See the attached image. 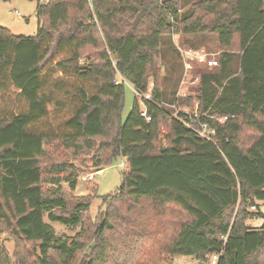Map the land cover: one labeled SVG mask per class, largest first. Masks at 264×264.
<instances>
[{
	"label": "trees",
	"instance_id": "obj_1",
	"mask_svg": "<svg viewBox=\"0 0 264 264\" xmlns=\"http://www.w3.org/2000/svg\"><path fill=\"white\" fill-rule=\"evenodd\" d=\"M36 1L35 36L0 27V233L16 245L0 264H30L28 246L39 264H264V227L247 226L264 219V0ZM175 36L217 45L195 97L165 87L164 59L185 68ZM126 82L142 98L124 121ZM64 151L126 161L98 221Z\"/></svg>",
	"mask_w": 264,
	"mask_h": 264
},
{
	"label": "rangeland",
	"instance_id": "obj_2",
	"mask_svg": "<svg viewBox=\"0 0 264 264\" xmlns=\"http://www.w3.org/2000/svg\"><path fill=\"white\" fill-rule=\"evenodd\" d=\"M37 6L38 2L36 0H0V24H2V26L7 23L14 24L15 26L17 25L14 31H17L19 34H26L29 36L36 30L37 27V19L35 16ZM16 11L20 12V14H17ZM24 24L27 25L25 28ZM173 40L177 41L180 45V36L173 38ZM201 50L217 60V45L213 39L209 43V48H202ZM163 65L164 69L162 74L165 78V87L171 92L179 82L177 92L178 98L187 99L188 97H195L198 88L199 76H194L200 68L195 65L191 72L186 73L185 68L183 70L179 61L176 64H170V60L167 58L166 60L164 59ZM194 71L196 72L194 73ZM60 81H64L66 83L67 90H74L71 86L74 84L72 80L69 81L63 78ZM152 88L153 84H150V91ZM135 97H138L139 100L142 98V96L137 95L133 86L129 82H126V101L123 112L124 121L127 119L132 110ZM171 108L175 110V106ZM183 110L187 113H191L192 111L188 108H184ZM59 151H61V149H59ZM96 155L97 154L92 152L86 156H75L72 151H64L63 153H59V160L64 161L68 159L70 163H73L76 167H78V185L76 191L73 192V196H92L93 200L90 213L92 218L94 220L97 219L98 221V218H101L102 213L106 210L108 200L119 191L122 185L123 173L125 171L123 169V164H126V161L125 159H118L112 167L97 171V168L93 167V161L95 160ZM91 174H95L93 180H86V177ZM64 187L67 191L72 192L67 184H64ZM257 204L259 206V213L264 215L263 203L258 202ZM52 226L58 235L64 234L73 237L78 231L69 230L57 223H53ZM247 226L251 229H262L264 227V219L261 216H256L247 222ZM0 242L7 247L14 261L13 256L16 247L14 241L10 239L6 233L2 232L0 233ZM26 249V255L29 263L39 264L36 252H34L29 246L26 247ZM188 262L195 264L190 257L186 256H177L172 260V264H186Z\"/></svg>",
	"mask_w": 264,
	"mask_h": 264
},
{
	"label": "built area",
	"instance_id": "obj_3",
	"mask_svg": "<svg viewBox=\"0 0 264 264\" xmlns=\"http://www.w3.org/2000/svg\"><path fill=\"white\" fill-rule=\"evenodd\" d=\"M16 12H17V14H19L18 11H16ZM177 37L178 36H175L174 38H177ZM174 42H175V45H176V47L180 53V57L183 60L186 73L191 72L195 65L207 66L210 68L216 67L218 65L217 60L210 57L207 53L203 52L202 50L194 51V50L186 49V48L180 46L177 41H174ZM137 95L141 96L139 94H137ZM143 97L147 100L151 99L150 93L144 95ZM142 115L144 117H146L147 121H150V118H147V114L145 112ZM206 131H208V129ZM123 166H124L123 169L125 170L127 167L126 164H123ZM94 176H95V174H91V175L86 177L87 178L86 180L91 181V180H93ZM251 211L257 212V208L255 206H253V207H251ZM224 240H226V238H224ZM222 253L223 252H221L219 254L210 255L206 261H202V262L196 261L194 258H191V259L195 262V264H218V261L221 258ZM186 264H191V263L188 262Z\"/></svg>",
	"mask_w": 264,
	"mask_h": 264
},
{
	"label": "crops",
	"instance_id": "obj_4",
	"mask_svg": "<svg viewBox=\"0 0 264 264\" xmlns=\"http://www.w3.org/2000/svg\"><path fill=\"white\" fill-rule=\"evenodd\" d=\"M19 14H20V12H19ZM35 16H36V13H35ZM24 25H25L24 26V28H25L27 25L26 24H24ZM37 26H38V24H37ZM0 27L8 28L14 35H23V34H19L17 31H14V29L17 27V25L15 26L14 24L7 23V24H4L3 26H2V24H0ZM36 33H37V27H36V30L29 36H35ZM24 36H28V35L24 34Z\"/></svg>",
	"mask_w": 264,
	"mask_h": 264
},
{
	"label": "bare ground",
	"instance_id": "obj_5",
	"mask_svg": "<svg viewBox=\"0 0 264 264\" xmlns=\"http://www.w3.org/2000/svg\"><path fill=\"white\" fill-rule=\"evenodd\" d=\"M100 173H102V172H100Z\"/></svg>",
	"mask_w": 264,
	"mask_h": 264
}]
</instances>
